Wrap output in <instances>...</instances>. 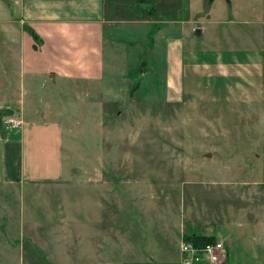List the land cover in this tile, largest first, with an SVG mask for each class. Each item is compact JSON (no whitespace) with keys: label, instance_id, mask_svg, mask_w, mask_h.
Instances as JSON below:
<instances>
[{"label":"rangeland","instance_id":"1","mask_svg":"<svg viewBox=\"0 0 264 264\" xmlns=\"http://www.w3.org/2000/svg\"><path fill=\"white\" fill-rule=\"evenodd\" d=\"M173 1L166 16L195 14L200 25L227 18L222 5L232 8L231 0ZM178 37L159 39L148 53L135 33L136 44L96 82L0 68V103L15 99L0 111L20 124L22 110L55 122L65 172L57 186L31 185L24 196L0 185V264H101L89 251L109 252L104 264H170L176 228L213 229L215 214L229 217L236 207L234 197H264V85L182 77L168 46L180 42L186 61H212L210 50L228 46Z\"/></svg>","mask_w":264,"mask_h":264},{"label":"crops","instance_id":"2","mask_svg":"<svg viewBox=\"0 0 264 264\" xmlns=\"http://www.w3.org/2000/svg\"><path fill=\"white\" fill-rule=\"evenodd\" d=\"M159 1L163 4L158 5L156 0H0V68L6 63L16 64L18 70L14 71L44 81H53L59 75L65 80L96 82L118 63L119 51L136 44L135 33L148 53L163 37L179 36L181 41L180 37L188 39L195 33L197 38L214 41L215 48L222 44L228 48L210 50L212 61L194 54L186 61L185 52L177 45L180 42L168 46L167 55L178 61L182 77L221 81L246 78L264 85V0H231V9L222 5L228 14L230 11L227 18H205L202 25L192 12L191 17L171 20L166 15L177 5L173 0ZM159 17L162 21L157 20ZM213 23L215 27L209 28ZM124 44L127 47L123 49ZM205 54L203 51L199 55ZM13 100L8 98L0 107ZM31 114L22 110L18 128L0 127V185L21 196L31 185L57 186L65 173L59 126L34 119ZM234 202L236 207L229 217L215 214L213 229L196 233L194 224L186 229L181 226L176 228L175 240L200 235L221 242L222 251L214 264H264V197H234ZM109 232L105 226L101 230L102 250ZM1 246L8 248L7 244ZM17 250V257L24 260L22 247ZM176 251L177 262L170 264H181L178 246ZM88 253L101 264L108 260L107 251L97 256L96 252Z\"/></svg>","mask_w":264,"mask_h":264},{"label":"built area","instance_id":"3","mask_svg":"<svg viewBox=\"0 0 264 264\" xmlns=\"http://www.w3.org/2000/svg\"><path fill=\"white\" fill-rule=\"evenodd\" d=\"M20 120L17 115L12 112L0 118V125L4 129L18 128ZM222 251V243L218 241H210L196 246L190 242L179 243V254L181 264H190L195 262H203L205 264H214L218 261L220 252Z\"/></svg>","mask_w":264,"mask_h":264},{"label":"trees","instance_id":"4","mask_svg":"<svg viewBox=\"0 0 264 264\" xmlns=\"http://www.w3.org/2000/svg\"><path fill=\"white\" fill-rule=\"evenodd\" d=\"M216 79L219 80L220 78H216ZM10 113H11V111H9V110H2V111H0V117H1V115L4 116V115H8ZM0 127H1V125H0ZM182 241L190 242L193 245L200 246L201 244H203L205 242L212 241V238L200 236V235H194V236L186 235L182 238Z\"/></svg>","mask_w":264,"mask_h":264}]
</instances>
